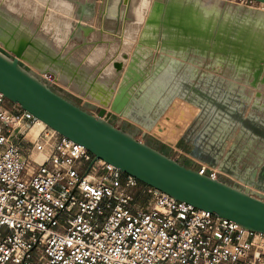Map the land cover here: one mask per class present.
<instances>
[{
  "label": "water",
  "instance_id": "obj_1",
  "mask_svg": "<svg viewBox=\"0 0 264 264\" xmlns=\"http://www.w3.org/2000/svg\"><path fill=\"white\" fill-rule=\"evenodd\" d=\"M247 1L264 4V0ZM120 2L112 5V0H104L105 10L100 16L118 22ZM150 5L137 43L155 51L156 56L147 74L138 77L130 92L126 89L131 82L121 87L113 99V108L128 122L148 130L174 98L196 106L195 118L181 134L179 145L190 158L216 167L234 182L198 173L115 126L104 117L102 106L94 114L42 80L23 62L38 72L63 71L81 79L76 71L78 66L68 58L77 47L68 52L55 50L28 32L26 23L14 17L1 2L0 93L60 136L84 146L93 157L89 165L104 160L177 201L264 234V201L254 195L264 193V103H260L263 98L260 89L264 90V39L254 40L250 35L245 24L248 14H244L239 27H230L231 32L227 26H221L213 35L212 22L207 21V26L200 30L197 15L202 8L194 0L186 4L178 0H153ZM77 6L74 26L77 36L83 37L74 36L71 30L68 39H81L83 45L95 29L82 24V15L91 16L94 6L93 2ZM190 52L209 54L210 60L221 65L234 64L238 75L246 78L245 88L231 84L225 88L215 76L197 74L196 69L185 67L175 58ZM113 67L119 71L122 62L114 61ZM183 67L190 74L180 69ZM111 91L104 89L102 104H106ZM242 140L246 143L244 148L250 145L258 155L245 156V150L238 148Z\"/></svg>",
  "mask_w": 264,
  "mask_h": 264
},
{
  "label": "built area",
  "instance_id": "obj_2",
  "mask_svg": "<svg viewBox=\"0 0 264 264\" xmlns=\"http://www.w3.org/2000/svg\"><path fill=\"white\" fill-rule=\"evenodd\" d=\"M10 103L0 93V264H264V234L89 165L84 146Z\"/></svg>",
  "mask_w": 264,
  "mask_h": 264
},
{
  "label": "bare ground",
  "instance_id": "obj_3",
  "mask_svg": "<svg viewBox=\"0 0 264 264\" xmlns=\"http://www.w3.org/2000/svg\"><path fill=\"white\" fill-rule=\"evenodd\" d=\"M55 3L62 4L63 6L67 7V9L76 8L77 5L80 3H88L87 0H54ZM118 0H112L115 5L117 4ZM153 0H121L120 2V20L125 21L126 23H141L143 24V21L146 18V14L148 9L150 8V4ZM162 1V0H160ZM197 3V5L205 6L208 8L215 7L218 5L217 1H211V2H205L203 0H196L194 1ZM104 1L100 5L101 7L98 8V15H101L102 12H104ZM260 7H264V4L259 3ZM112 7V11H113ZM260 9V8H258ZM9 12H12V15L22 21L23 23H26V29L28 32H33L34 36L38 38L40 41L45 40L48 45H51L55 50H58L59 45L57 42L52 40L49 35L44 33V31L40 30L37 26H35L31 21H23L22 18L18 17L14 11L6 9ZM95 8L93 9V13L91 16L82 15L81 22L82 24H86L85 22L90 21L91 17L95 13ZM53 14L49 15V19L52 18ZM77 17V16H76ZM77 20V18H76ZM75 22L68 23L69 26L68 30L71 32V30H74V36L78 38H82L83 35L80 34V37L77 36V30H75L74 26ZM89 25V24H87ZM95 31L92 33H89L88 35L96 34L97 30L94 26H92ZM141 30V29H140ZM69 32V33H70ZM129 35L127 34L122 42L127 43L129 42ZM86 43L83 44V46L96 44L98 48L102 44L99 42L94 41H87L85 38ZM135 52L128 53L126 51H121L120 56V62L122 60L127 61V66L124 67V63L122 62V68L119 70L122 71V77L119 80L120 83L117 85L115 81H112L110 79V71L108 69L100 70L97 74L95 73V70H97L95 67L92 68L94 65L90 59L86 61H82L78 58L79 56L76 55H69L68 58L71 63H73L75 66H78L76 69L77 74H80L79 76L82 78H77L75 76H72L70 73L63 72L60 73L59 71L49 72H39L40 75H51L53 77V80L55 82L60 83L62 86H66L68 89H70L72 92L83 98L84 100H88L91 102H95V104H98L99 107H107L110 106L111 109L121 115V112H117L113 108V99L115 95L119 92L121 87L125 85V83H129L132 79L138 78V74L143 71V65L145 63L144 58L147 57L151 53V49L147 46L137 43V46ZM24 63V62H23ZM124 67V68H123ZM148 69V65L145 66ZM122 69V70H121ZM89 72V73H88ZM119 72V71H118ZM88 73V74H87ZM85 77V78H84ZM87 77V78H86ZM90 83H93L94 86H92ZM122 84V85H121ZM104 89L109 90L112 89L110 96L107 98L106 104H102V99L105 96ZM108 108V107H107ZM106 108V109H107ZM105 110V112L109 111ZM198 111L197 107L191 105L187 101L183 100L182 98H174L171 103L167 106V108L164 110V112L159 116L158 120L154 123V125L148 129V131H151L155 137H159L161 141L164 143L174 145L179 138V135L181 132L188 126V124L195 118V114ZM111 112V111H110ZM113 113V112H112ZM116 115V114H115ZM117 116V115H116ZM42 122V121H41ZM43 123V122H42ZM139 126V125H138ZM141 126V125H140ZM143 127V126H141ZM151 135V134H150ZM152 135V136H154ZM229 144V142H228ZM228 146V145H227Z\"/></svg>",
  "mask_w": 264,
  "mask_h": 264
},
{
  "label": "rangeland",
  "instance_id": "obj_4",
  "mask_svg": "<svg viewBox=\"0 0 264 264\" xmlns=\"http://www.w3.org/2000/svg\"><path fill=\"white\" fill-rule=\"evenodd\" d=\"M87 1H89L88 3L93 2V6L96 11L94 15L91 17L90 22L88 23L93 25L96 28L97 32L96 34H93V36L87 35L86 40L94 41V42L100 41L102 44L100 45L99 48L98 46H96V44L83 46L81 44L82 42L81 39L78 41L76 40V38L71 39V40L68 39V35L70 32L67 27L69 26L68 23L77 21L75 18L74 11L73 9L68 10L66 8L60 7L58 4H56L52 0H48L45 4H43V6L45 7L41 13V16L43 18V19L41 18L43 20V22L41 23H43V26H41L42 24H40L39 29L40 30L43 29L44 33L52 37L53 40L57 42V44L59 45L58 49L60 51L65 52L71 46L77 47L71 51V55L74 56L77 54L81 62L90 59L94 65L92 68L95 67L97 69L95 70L96 74L100 70L108 69L111 74L110 79L112 81H115V83L119 85L120 83L119 80L121 79L123 74H122V71L119 70L118 72L113 67V62L114 61L119 62L120 60L119 54L121 51H126L128 53L135 52L136 50L135 46H137V37L139 35V30L142 27V24L141 23H137V24L136 23H126L123 20H118V22H115L109 18H104L103 16L98 15L99 14L98 8L101 7L100 5L103 3L104 0H87ZM203 1L211 2L215 0H203ZM216 1L220 5V7H224V6L226 7L227 5H238L240 7L251 6L254 8H260L262 11H264V7H260L259 3L254 2V1H247V0H216ZM50 14H53L52 15L53 19L51 20L49 19ZM127 34L129 35V38H128L129 42L124 43L122 42V40ZM152 57L154 58V54H153V51L151 50V53L147 57L144 58L145 63L143 65V71L139 73L138 74L139 76L137 77H142L145 74H147V71H149L150 67H148L147 70L144 68H147L145 67L147 65L151 66V64L153 63ZM122 62L124 63L123 64L124 67L127 66V63H128L127 61L122 60ZM44 79L45 81L47 80L48 82H50V84H52L56 89H59L61 91H64L70 94L69 91L67 92L65 91V89H62L61 87L63 86L60 83L55 82L51 75H45ZM130 82L131 83H129V86L126 89L127 92H130L131 89L134 88L136 83H138V78L132 79ZM125 84H128V83H125ZM70 95L72 96L71 99L73 100L75 99L74 101L77 100L76 102L80 104L81 106L83 105L85 108H87L88 110L94 113L98 111L99 105L95 104V102H91V101L84 100V99L79 100L73 94H70ZM10 104L12 105L14 103L11 102ZM14 106L15 108L18 107L16 104H14ZM107 107L109 108V111H107L104 114V117L110 120L114 125H118V128L121 127L129 131L138 141L140 140L142 142H146V139H145L146 136H150L154 138L156 141H160V143H162L163 145H165L167 148L170 149L168 153L173 159L183 161L181 156L186 153L181 149L182 147L179 145V142H180L179 140H180L181 134L184 132L185 129L179 135V138L177 139L176 143L174 145H170V144H167L161 141L159 137L157 138L155 136L150 135L149 131L141 127L140 125L138 126L135 124L137 127H140L141 129L139 128V129L129 130V128H127L128 127L127 125L130 124V122L125 120L126 118L123 115H119L118 113L115 112L117 115L116 116L114 113H112L114 111L111 109V107L110 106H107ZM107 107H104V109H106ZM108 108L106 110H108Z\"/></svg>",
  "mask_w": 264,
  "mask_h": 264
},
{
  "label": "crops",
  "instance_id": "obj_5",
  "mask_svg": "<svg viewBox=\"0 0 264 264\" xmlns=\"http://www.w3.org/2000/svg\"><path fill=\"white\" fill-rule=\"evenodd\" d=\"M47 1L48 0H0V2L6 8H8L11 11H14L18 17L22 18L23 21H28V22L31 21L35 26H39L40 24H42L41 26H43V23H41V22H43V20H42L43 18L41 16V13H42V10H44V8H45L43 6V4H45ZM52 1H54V0H52ZM178 1H181L183 4L192 2V0H178ZM194 1H196V0H194ZM56 4H58V3H56ZM58 5L60 7L67 9V7L63 6L62 4L61 5L58 4ZM200 7L202 8V13L200 15L199 14L197 15V16H199L200 22H201V24L199 23L200 30H203L205 25L207 26V21H209V22H212L211 33L213 35H216L218 29H220L221 26H224V28H226V26H227L229 28V30H230V27H233V28L239 27L240 24L243 22L242 20H244L243 19L244 14H248L249 16L245 20V24H247L249 27L250 35H252L254 37V40L255 39H262V40L264 39V11H262L261 9H260L261 12H257V11L254 12V10H253L254 7H251V6L240 7L238 5H227L226 7L225 6L220 7L219 4L216 5L215 7H211V8L201 6V5H200ZM250 7H251V9H249ZM72 9L74 11V14H76L78 6L76 8L75 7L72 8ZM68 10H70V9H68ZM248 10H249V13H247ZM201 19H202V21H201ZM88 22H90V21H88ZM88 22L86 24L91 25ZM91 26H93V25H91ZM230 32H231V30H230ZM221 35L223 36L224 33H222ZM91 36H93V35H91ZM229 37H230V39L232 38V40H233L232 35ZM51 39L53 40V38H51ZM212 42L213 41H211V44H212ZM72 49H74V47L71 46L65 52H68ZM153 54L155 56L156 52L153 51ZM216 54L220 55L219 52H217ZM179 55H180V57H175V58L177 60H179L180 62H182V64L185 67L192 69V70L196 69V71L198 72L197 74H205V75H208L211 77L215 76V78H218V80L223 81L224 87L231 84V85L237 87L238 89H240V88L243 89V87L245 86L244 82H245L246 78L238 75V73L235 71V65L234 64H232V65H221V64H219V62L215 61L214 59L210 60V57H208L209 54L207 56H200V55L193 54L192 52H190V53H186V55H184V54H179ZM23 65L27 66L35 74H39V72L30 64L23 63ZM180 69L182 71H185L186 73H189V71H187L184 67L180 68ZM61 88L65 89V91H67V92L69 91V93L73 94L77 99H79V100L83 99L80 96H78L77 94H75L74 92H72L70 89H68L66 86L63 85V87H61ZM225 88H227V87H225ZM260 91H261L262 96H263V98H261V100H260V103L262 104V103H264V90L260 89ZM10 107H12L13 109H17V108H15V106H13L11 104H10ZM113 113L116 114L115 112H113ZM127 126H128L127 128H129V130L140 128V127H137L136 125H134L132 123L128 124ZM149 133L151 135H154L151 131H149ZM230 143H231V141H229V144ZM243 144H246V143H245V141L242 140L241 143L238 144V148H243L245 150V156H247L248 158H251V155H253V154L258 155V153L254 151L252 146L249 145L247 148H244ZM180 154H182V153H180ZM181 157H182L183 162L186 163V165H188L194 169H196L198 164L201 163L198 160L190 158L188 154L187 155L183 154ZM202 164H205V163H202Z\"/></svg>",
  "mask_w": 264,
  "mask_h": 264
},
{
  "label": "trees",
  "instance_id": "obj_6",
  "mask_svg": "<svg viewBox=\"0 0 264 264\" xmlns=\"http://www.w3.org/2000/svg\"><path fill=\"white\" fill-rule=\"evenodd\" d=\"M58 92L67 95L68 97L72 98V96L64 91H61L59 89H56ZM75 100V99H74ZM77 101V100H76ZM87 105V104H86ZM146 142L151 145L152 147H155L157 150L159 149L160 151H162L163 153H165L166 155H169L168 151H170L169 148H167L165 145H163L162 143H160V141H156L154 138L150 137V136H146L145 137ZM170 156V155H169Z\"/></svg>",
  "mask_w": 264,
  "mask_h": 264
},
{
  "label": "flooded vegetation",
  "instance_id": "obj_7",
  "mask_svg": "<svg viewBox=\"0 0 264 264\" xmlns=\"http://www.w3.org/2000/svg\"><path fill=\"white\" fill-rule=\"evenodd\" d=\"M182 163L186 164L185 162L181 161Z\"/></svg>",
  "mask_w": 264,
  "mask_h": 264
}]
</instances>
